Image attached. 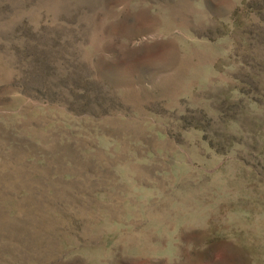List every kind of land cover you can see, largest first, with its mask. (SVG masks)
I'll return each mask as SVG.
<instances>
[{
	"label": "rangeland",
	"instance_id": "obj_1",
	"mask_svg": "<svg viewBox=\"0 0 264 264\" xmlns=\"http://www.w3.org/2000/svg\"><path fill=\"white\" fill-rule=\"evenodd\" d=\"M0 264H264V0H0Z\"/></svg>",
	"mask_w": 264,
	"mask_h": 264
}]
</instances>
